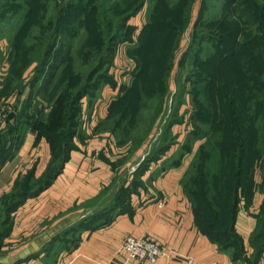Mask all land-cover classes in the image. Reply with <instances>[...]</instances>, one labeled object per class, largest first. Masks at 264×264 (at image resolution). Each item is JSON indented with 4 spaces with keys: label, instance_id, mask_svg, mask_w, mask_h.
Listing matches in <instances>:
<instances>
[{
    "label": "rangeland",
    "instance_id": "rangeland-1",
    "mask_svg": "<svg viewBox=\"0 0 264 264\" xmlns=\"http://www.w3.org/2000/svg\"><path fill=\"white\" fill-rule=\"evenodd\" d=\"M142 1L0 0V135L13 144L29 130L37 134V128L44 129L39 122L50 123L52 117H64L66 121L63 103H70L68 95L72 97L80 91L89 83L90 74L99 71L96 68L113 38L123 41L114 62L104 65L98 73L106 77L101 89L95 96L83 99L76 140L70 142L73 151H77V143L86 141L84 137L89 133H109L116 150L112 190H106L107 195L103 192L93 207L82 203L79 208L85 213L106 207L113 195L118 198L134 191L136 176L154 161L157 147L172 142L165 139L172 128L174 132L182 129L188 135L193 132V140L201 143L185 177L186 186L195 184L202 171L198 154L204 148L205 155L210 154L207 163L218 173L220 155L216 143L226 132L230 96L238 99L236 88L256 90L255 79L249 76L264 71V56L236 55L259 49L254 42L257 37L263 44L264 36L260 37L255 30L261 21L252 12L256 0H145L143 7L121 28L126 13L125 10L121 16V10L128 8L132 13ZM258 3L264 6V0ZM70 15L75 17L74 22L62 28L65 16ZM252 19L254 25L244 24L239 31L233 28L235 22L252 23ZM234 37L243 48L237 49L231 58L228 51L232 50L227 48L233 46ZM219 39H224V44ZM50 59L52 63L60 62L56 76L46 91L36 94L32 107L25 111L32 84ZM111 100L117 101L116 109L111 113L109 108L107 117H112L102 119L101 110ZM6 120L15 130H8ZM68 125L67 120L63 128L49 130L51 135L61 133L52 144L49 162L59 161L66 148ZM203 136L207 137L201 139ZM47 152L48 148L42 152L44 158ZM100 158H104L102 154ZM254 172L260 181L258 164ZM39 180L42 178H34V184L28 188L33 191L42 183ZM127 183L129 186L125 187ZM11 196L0 206V242L4 241L1 232L7 227L4 221L9 218L10 201L22 194ZM191 201L197 203L195 197ZM8 253L2 251V258Z\"/></svg>",
    "mask_w": 264,
    "mask_h": 264
},
{
    "label": "crops",
    "instance_id": "crops-1",
    "mask_svg": "<svg viewBox=\"0 0 264 264\" xmlns=\"http://www.w3.org/2000/svg\"><path fill=\"white\" fill-rule=\"evenodd\" d=\"M112 102L101 110L102 119ZM172 134L171 146L139 171L134 191L122 200L113 195L106 207L85 213L79 208L82 203L94 206L103 192L112 190L117 158L109 133H89L86 141L77 143L79 149L71 153L53 184L10 213L8 234L0 242V264H151L129 259L123 249L129 236L146 237L161 246L166 256L154 264H187L188 258L194 264H235L231 250L221 249L199 229L183 189L201 143L182 129ZM50 157L48 141H37V134L29 130L13 158L0 168V206L28 174L42 177ZM262 201L258 192L252 207L247 210L242 205L239 212L237 230L249 250ZM6 250L9 253L2 258Z\"/></svg>",
    "mask_w": 264,
    "mask_h": 264
},
{
    "label": "trees",
    "instance_id": "trees-1",
    "mask_svg": "<svg viewBox=\"0 0 264 264\" xmlns=\"http://www.w3.org/2000/svg\"><path fill=\"white\" fill-rule=\"evenodd\" d=\"M144 1L145 0H143L142 4L136 10L132 11V13H129L128 8L124 9L123 11L121 10L120 15L121 13L123 15L126 10V13L123 16L124 22L121 25V28L125 26V22H127L143 7ZM262 8H264V6H259L258 0L252 4V12H255L256 18L260 19L261 21L260 23L258 22L256 24L255 29L256 33L260 37L264 36V11ZM120 15L118 14L117 16L120 17ZM65 17L66 21L63 20L64 23L62 22L61 24L62 28L70 27L75 18L73 15ZM254 22L255 21H253V19L252 23H250V20L249 23L248 21L235 22L233 24V28L236 29V31H239L238 29L240 26H244V24L245 26L250 24L254 25ZM223 23L224 22H221V24ZM257 38L258 40L254 39V42L257 48L259 47V49H254L255 51L253 52H239L236 55H239L240 58L250 55H252L253 58L256 56H264V50L260 49L261 47H264V41L262 40L263 44H261L259 43V37ZM218 41L220 44H224V39H219ZM231 41L234 42L233 46H229L227 50H232L228 51V55L232 58L234 55L233 53L239 49L242 44H240L241 41H237V37H234V40ZM122 42L123 41H120L117 37L112 39L107 49L106 56L100 59V67L98 66L96 69L100 71L104 65H111L114 62L119 44ZM241 48H243V46ZM64 58L62 57V61ZM51 59L45 62L44 66L40 70L39 78L34 84H32L31 93L26 102L25 111L32 107L33 99L35 98L36 94L39 95L46 91L49 84H51V82L54 80L60 62L52 63L53 59L52 61ZM99 71H94L90 74L88 79L89 83L82 87L80 91H77L72 97L68 95L70 103H63L64 112L69 125L68 133L66 134V148L61 152V156L58 159L59 161L56 162L54 159L53 161L55 162H49L46 171L43 173L42 177H40L42 178V181H39L42 183L38 184V186L33 191H31L28 187L31 184H34V182H32L35 178L34 174H28L26 176L27 178L25 182H18L14 192L12 193V196H10L13 198L17 197L18 193H21L22 196L17 200L14 198V200L10 201V207L7 209L8 215H10L13 210L21 206L27 198L37 196L49 188L62 172L64 165L70 160L71 153L73 152L72 144L70 142L73 141L77 135V128L79 124L78 121L82 114V101L87 95L95 96V94H97V92L101 89L102 82L106 79V77L103 75L98 74ZM263 74L264 71L257 75H248L250 78H252V80L255 79L254 82L258 87L256 90H251L250 88L244 87L241 89L236 88L238 99H235L234 95L230 96V108L227 109L226 113L228 119L224 126V130H226V132H222V135L219 139H217L216 143V150L220 155L217 158L219 170L218 173L214 172L213 169L210 168V163H207L206 157H209L210 154L205 155L204 148L198 154V157H201V160L199 157L198 162L200 163L201 161V163H203L202 171L195 179L196 182L192 185L193 187L188 185L186 186L185 184V177L189 169L187 170L183 179V189L191 202L195 220L199 229L203 233L207 234L213 241L217 242L221 249L231 250L233 252V261L235 264L239 263V261H243L245 264H261V261L264 258V197L262 204L255 215L256 226L249 238L250 250L248 249L244 238L237 230V221L242 205L245 206L247 210H249L253 205L256 193L259 192L264 196ZM96 76L98 77L95 80ZM116 105L117 101L112 102L110 105L111 113H114ZM214 115L216 116V113ZM108 117L110 118L112 116L109 114ZM108 117L107 119H109ZM62 118L59 119L52 117L50 123L39 122V124L45 126L42 130H40L41 128L36 129L35 127L37 130V141H39L41 138L46 139L51 147V151L52 144L56 141L55 138L61 136V133L57 132L56 135H51L49 134V130L56 129V126L63 128L67 120L65 121V118ZM30 119L33 120V117L31 116ZM5 123L9 126V121L6 120ZM172 129L167 131V138L165 137L168 142H173L175 140L172 134ZM8 130L12 132L15 130V128L13 126H9ZM58 131L60 130L58 129ZM192 133L189 135L190 139H193L192 135L194 133ZM24 136L21 137L17 144H13L5 137V135H0V168L9 162L11 158H13L14 154L21 146ZM205 137L207 136H203L201 139ZM172 142L168 144H162L161 146L157 147L154 152L153 159L168 149ZM257 164L261 169L260 181L255 178L254 167ZM124 196L126 195L122 194V196L118 197L117 200H122ZM191 197L196 198V204L191 201ZM4 224L8 226V219L4 221ZM7 228L8 227H6L5 231L1 232L2 238L7 236ZM226 239H229L230 241L225 242ZM248 251H250V253H248Z\"/></svg>",
    "mask_w": 264,
    "mask_h": 264
},
{
    "label": "built area",
    "instance_id": "built-area-1",
    "mask_svg": "<svg viewBox=\"0 0 264 264\" xmlns=\"http://www.w3.org/2000/svg\"><path fill=\"white\" fill-rule=\"evenodd\" d=\"M123 249L128 254L130 260L139 259L151 264L156 263L160 258L166 256L165 251L158 243L146 237H127L124 241ZM187 264H194L193 259L188 258Z\"/></svg>",
    "mask_w": 264,
    "mask_h": 264
}]
</instances>
